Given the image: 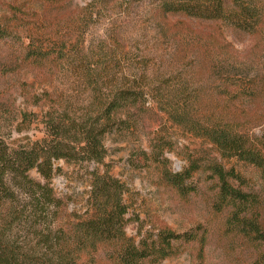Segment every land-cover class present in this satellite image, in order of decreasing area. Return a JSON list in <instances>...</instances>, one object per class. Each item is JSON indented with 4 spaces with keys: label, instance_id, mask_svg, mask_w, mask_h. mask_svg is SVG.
Here are the masks:
<instances>
[{
    "label": "rangeland",
    "instance_id": "374dc122",
    "mask_svg": "<svg viewBox=\"0 0 264 264\" xmlns=\"http://www.w3.org/2000/svg\"><path fill=\"white\" fill-rule=\"evenodd\" d=\"M158 4L0 0V138L10 148L25 146L44 135L42 120L53 109L80 116L89 103L95 107L119 88L137 86L146 92L138 110H131L137 129L106 133L102 164L54 163L59 170L51 185L66 201L65 212L86 209L90 172L107 169L127 188V236L154 237L164 225L194 233L190 241H173L174 254L158 264H262L261 245L227 225L230 209L214 208L218 183L206 168L214 161L241 174L240 188L257 196L264 227L259 171L222 158L213 145L174 124L151 91L158 89L172 102L187 92L190 118L232 116L256 142L264 134V26L249 34L219 21L164 16ZM235 84L254 95L232 99ZM191 159L201 167L184 182L183 193L166 175L180 172ZM30 175L37 176L33 170ZM107 252L108 246L99 245L93 264H113ZM88 260L82 254L80 263Z\"/></svg>",
    "mask_w": 264,
    "mask_h": 264
},
{
    "label": "trees",
    "instance_id": "16d2710c",
    "mask_svg": "<svg viewBox=\"0 0 264 264\" xmlns=\"http://www.w3.org/2000/svg\"><path fill=\"white\" fill-rule=\"evenodd\" d=\"M158 9L164 16L219 21L249 34H256L264 26V0H159ZM37 54L42 56L41 52ZM154 91L151 93L157 95L159 108L174 124L213 145L222 158L252 165L264 181V134L252 141L243 130L244 122L232 116H213L205 121L190 118L187 92L172 102L158 89ZM231 93L234 100L241 94L254 95L253 90L239 84ZM145 94L137 86L119 88L99 105L89 103L80 116L77 111L69 115L57 107L42 120L44 135L25 146L10 148L0 138V264H82V254L89 256L88 264H93L92 255L99 245L108 246L107 258L113 264H158L174 254L173 241L193 239L194 233H179L167 225L154 237L136 241L127 236L123 198L127 188L107 169L90 172L86 209L80 214L66 213V201L51 185L59 170L54 166L57 160L102 164L106 156L104 135L136 130L139 120L131 110H138ZM200 167L191 159L180 172H168L167 183L184 193V182ZM206 169L217 178L214 208L230 209L227 225L249 241H257L264 251L257 196L241 190L245 180L233 168L226 170L211 161ZM32 170L36 177L30 175ZM202 251L203 240L198 258ZM258 260L264 264V252Z\"/></svg>",
    "mask_w": 264,
    "mask_h": 264
}]
</instances>
